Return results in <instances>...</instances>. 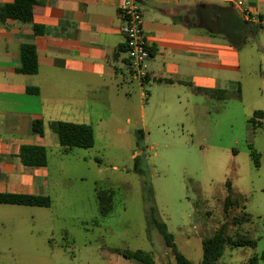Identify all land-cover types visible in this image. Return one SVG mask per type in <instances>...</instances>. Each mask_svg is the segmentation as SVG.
Instances as JSON below:
<instances>
[{"label":"crops","instance_id":"0c3cea01","mask_svg":"<svg viewBox=\"0 0 264 264\" xmlns=\"http://www.w3.org/2000/svg\"><path fill=\"white\" fill-rule=\"evenodd\" d=\"M13 1L0 0V6ZM242 1L243 7L231 0H140L150 50L142 78L131 68L127 51H119L126 45L120 0H37L31 22L0 21V194L51 198V190L62 186L48 164L26 166L20 159L32 146L48 147L46 129L53 121L91 125L95 141L98 123L115 115L130 134L138 123L148 129L175 125L213 130L217 112L228 106L238 109L231 101L242 103L248 93L261 100L253 114L263 112L254 116L255 129L251 116L248 123L264 134V26L243 12L246 8L263 15L264 0ZM232 10L248 28L239 46L222 33L231 26ZM23 44L36 47L35 73L18 71ZM251 61L260 67L258 90L244 78ZM138 106L140 121L135 117ZM35 120L43 121V134L34 130ZM139 129L144 131H135ZM255 139L260 163L264 139ZM26 224L32 229L40 226ZM5 225L0 222V242L6 236Z\"/></svg>","mask_w":264,"mask_h":264},{"label":"rangeland","instance_id":"374dc122","mask_svg":"<svg viewBox=\"0 0 264 264\" xmlns=\"http://www.w3.org/2000/svg\"><path fill=\"white\" fill-rule=\"evenodd\" d=\"M251 63L244 78L258 90L260 67ZM231 102L239 108L217 112L213 130L148 129L138 123L130 134L120 116H111L98 123L94 146L68 153L47 127L49 171L62 186L51 190L47 207L0 204V222L6 224L0 264H137L122 251L138 249L150 252L156 264H175L161 233L148 227L144 176L134 170L137 154L146 158L157 215L189 260L200 264L203 239L225 224L227 236L257 245H226L218 264H250L254 256L264 264V158L259 163L252 144L264 134L248 123L261 100L246 93L242 103ZM137 113L140 121V106ZM141 127L144 138L138 142L135 130ZM98 191L107 199L103 211ZM228 196L238 205L226 210ZM26 222L40 226L32 229Z\"/></svg>","mask_w":264,"mask_h":264},{"label":"trees","instance_id":"16d2710c","mask_svg":"<svg viewBox=\"0 0 264 264\" xmlns=\"http://www.w3.org/2000/svg\"><path fill=\"white\" fill-rule=\"evenodd\" d=\"M37 0H14L13 2L4 3L0 6V21L7 18H13L24 22L33 20V8ZM231 26L226 31L223 30L224 36L235 46L241 45L246 40L247 26L241 16L235 11L230 12ZM126 45L120 46L119 51H126ZM37 50L33 44H23L21 47V66L18 71L22 73H35L37 71ZM30 92H38L37 88H28ZM262 111H256L254 116L261 115ZM254 116L250 118L253 124V129L256 128ZM51 129L57 134L60 145L64 153H68L74 147L89 148L95 144L94 128L88 124H80L68 121H53ZM35 131L43 134L44 125L42 120L33 122ZM138 142L144 138L143 130L136 131ZM139 144V143H138ZM258 155V154H257ZM21 162L26 166H46L48 164V149L42 145L32 146L29 153L20 155ZM258 165V161L256 163ZM134 170L144 176V189L148 195L147 200V224L149 228L155 227L161 233L167 247L171 248L175 264H194L183 253H181L175 243V237L169 231L167 223L160 219L157 215V208L154 205V191L151 181L147 176L148 166L144 154H137L134 157ZM97 200L100 209H105L107 199L105 195L98 191ZM0 203L27 205V206H42L47 207L52 204L49 196L38 194H22V193H1ZM238 205V201L233 200L230 196L225 201V209ZM238 223V222H236ZM225 224L220 227L213 235L203 239V257L200 264H218L222 257L224 248L228 245L231 248L236 247H256L257 242L248 238H232L225 234ZM122 255L128 259H134L138 264H156L154 257L150 252L144 250H124ZM250 264H257V258H251Z\"/></svg>","mask_w":264,"mask_h":264},{"label":"built area","instance_id":"2783aa9c","mask_svg":"<svg viewBox=\"0 0 264 264\" xmlns=\"http://www.w3.org/2000/svg\"><path fill=\"white\" fill-rule=\"evenodd\" d=\"M236 7H243L242 0H231ZM120 13L125 19L123 31L126 35L127 55L130 59V66L135 75L142 78L146 74L145 64L150 57V50L144 39V15L140 0H120ZM245 17L264 26V14L253 15L248 9L243 10Z\"/></svg>","mask_w":264,"mask_h":264}]
</instances>
